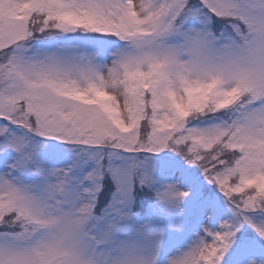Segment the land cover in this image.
Wrapping results in <instances>:
<instances>
[{
	"label": "snow or ice",
	"instance_id": "obj_1",
	"mask_svg": "<svg viewBox=\"0 0 264 264\" xmlns=\"http://www.w3.org/2000/svg\"><path fill=\"white\" fill-rule=\"evenodd\" d=\"M0 264H264V0H0Z\"/></svg>",
	"mask_w": 264,
	"mask_h": 264
}]
</instances>
